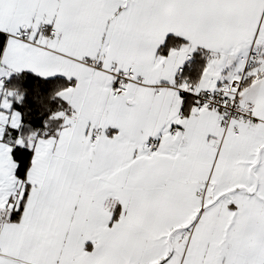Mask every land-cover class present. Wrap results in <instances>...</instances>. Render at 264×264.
I'll list each match as a JSON object with an SVG mask.
<instances>
[{"label":"snow or ice","instance_id":"snow-or-ice-1","mask_svg":"<svg viewBox=\"0 0 264 264\" xmlns=\"http://www.w3.org/2000/svg\"><path fill=\"white\" fill-rule=\"evenodd\" d=\"M0 264H264V0H0Z\"/></svg>","mask_w":264,"mask_h":264}]
</instances>
